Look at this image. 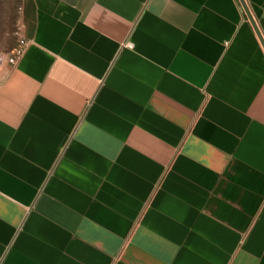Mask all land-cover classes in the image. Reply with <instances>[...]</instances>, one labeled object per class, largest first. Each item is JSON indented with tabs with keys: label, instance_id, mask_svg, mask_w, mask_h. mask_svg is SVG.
I'll use <instances>...</instances> for the list:
<instances>
[{
	"label": "crops",
	"instance_id": "0c3cea01",
	"mask_svg": "<svg viewBox=\"0 0 264 264\" xmlns=\"http://www.w3.org/2000/svg\"><path fill=\"white\" fill-rule=\"evenodd\" d=\"M17 25L0 264H264V49L238 0H20Z\"/></svg>",
	"mask_w": 264,
	"mask_h": 264
},
{
	"label": "rangeland",
	"instance_id": "374dc122",
	"mask_svg": "<svg viewBox=\"0 0 264 264\" xmlns=\"http://www.w3.org/2000/svg\"><path fill=\"white\" fill-rule=\"evenodd\" d=\"M19 4L20 0H0V55H8L18 45Z\"/></svg>",
	"mask_w": 264,
	"mask_h": 264
},
{
	"label": "built area",
	"instance_id": "2783aa9c",
	"mask_svg": "<svg viewBox=\"0 0 264 264\" xmlns=\"http://www.w3.org/2000/svg\"><path fill=\"white\" fill-rule=\"evenodd\" d=\"M25 49V43L22 40L18 41V45L8 55H0V66L7 62L11 65L15 64L22 56Z\"/></svg>",
	"mask_w": 264,
	"mask_h": 264
},
{
	"label": "water",
	"instance_id": "95a60500",
	"mask_svg": "<svg viewBox=\"0 0 264 264\" xmlns=\"http://www.w3.org/2000/svg\"><path fill=\"white\" fill-rule=\"evenodd\" d=\"M238 1L240 2L241 6H242V8H243V10L245 12V15H246L247 19L249 20L251 26L253 27L258 39L260 40V43H261L262 47L264 49V41L262 40V37H261L257 27H256V24H255L253 18L251 17V15H250V13H249L244 1L243 0H238Z\"/></svg>",
	"mask_w": 264,
	"mask_h": 264
}]
</instances>
